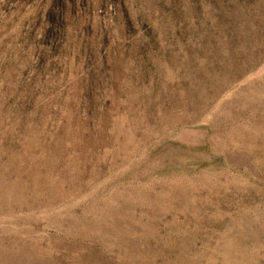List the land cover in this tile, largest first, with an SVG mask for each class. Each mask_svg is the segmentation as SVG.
<instances>
[{
  "label": "rangeland",
  "instance_id": "1",
  "mask_svg": "<svg viewBox=\"0 0 264 264\" xmlns=\"http://www.w3.org/2000/svg\"><path fill=\"white\" fill-rule=\"evenodd\" d=\"M0 264H264V0H0Z\"/></svg>",
  "mask_w": 264,
  "mask_h": 264
}]
</instances>
